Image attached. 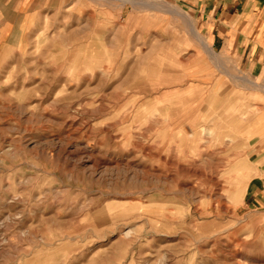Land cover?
<instances>
[{
    "label": "rangeland",
    "instance_id": "1",
    "mask_svg": "<svg viewBox=\"0 0 264 264\" xmlns=\"http://www.w3.org/2000/svg\"><path fill=\"white\" fill-rule=\"evenodd\" d=\"M134 1L0 0V264H264V78Z\"/></svg>",
    "mask_w": 264,
    "mask_h": 264
},
{
    "label": "crops",
    "instance_id": "2",
    "mask_svg": "<svg viewBox=\"0 0 264 264\" xmlns=\"http://www.w3.org/2000/svg\"><path fill=\"white\" fill-rule=\"evenodd\" d=\"M174 1L193 12L201 32L210 38L213 47L233 55L253 76L264 78V0ZM192 27L199 31L197 25L192 24ZM259 134L262 137L264 133ZM250 154L255 161L245 196L263 199V141Z\"/></svg>",
    "mask_w": 264,
    "mask_h": 264
},
{
    "label": "bare ground",
    "instance_id": "3",
    "mask_svg": "<svg viewBox=\"0 0 264 264\" xmlns=\"http://www.w3.org/2000/svg\"><path fill=\"white\" fill-rule=\"evenodd\" d=\"M130 1L133 2L134 0H130ZM143 1H145V0H143ZM162 1H163V0H162ZM134 2H135V1H134ZM145 2H146V1H145ZM149 4H150V3H149ZM154 5H156V4H154ZM177 9H178V8H177ZM181 11H183V10L178 9L176 12H178V14H182ZM187 24H188V23H187ZM191 28H192V27H191ZM193 32L195 33L196 36H198L197 33H196L195 31H193ZM198 33H199V32H198ZM202 38H203V37H202ZM199 39H200V38H199ZM202 40L204 41V39H202ZM204 45H205V44H204ZM209 48H210V46H209Z\"/></svg>",
    "mask_w": 264,
    "mask_h": 264
}]
</instances>
